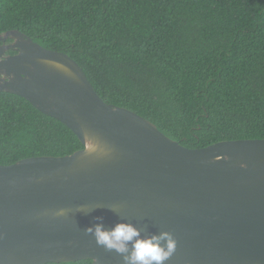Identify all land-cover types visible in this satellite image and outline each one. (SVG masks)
I'll list each match as a JSON object with an SVG mask.
<instances>
[{
  "label": "water",
  "instance_id": "1",
  "mask_svg": "<svg viewBox=\"0 0 264 264\" xmlns=\"http://www.w3.org/2000/svg\"><path fill=\"white\" fill-rule=\"evenodd\" d=\"M0 42V92L24 97L83 145L0 164V264H123L86 231L122 221L141 236L172 234L164 264H264V139L187 148L105 102L66 53L17 29ZM6 49L17 53L2 57Z\"/></svg>",
  "mask_w": 264,
  "mask_h": 264
},
{
  "label": "trees",
  "instance_id": "2",
  "mask_svg": "<svg viewBox=\"0 0 264 264\" xmlns=\"http://www.w3.org/2000/svg\"><path fill=\"white\" fill-rule=\"evenodd\" d=\"M11 29L66 53L105 102L187 148L264 139V0H0V33ZM82 147L61 121L0 92V164Z\"/></svg>",
  "mask_w": 264,
  "mask_h": 264
},
{
  "label": "clouds",
  "instance_id": "3",
  "mask_svg": "<svg viewBox=\"0 0 264 264\" xmlns=\"http://www.w3.org/2000/svg\"><path fill=\"white\" fill-rule=\"evenodd\" d=\"M86 231L95 237L98 245L120 254L123 264H164L176 247V241L170 232L161 231L141 236L139 228L123 221L116 223L111 229L97 223L88 226Z\"/></svg>",
  "mask_w": 264,
  "mask_h": 264
},
{
  "label": "flooded vegetation",
  "instance_id": "4",
  "mask_svg": "<svg viewBox=\"0 0 264 264\" xmlns=\"http://www.w3.org/2000/svg\"><path fill=\"white\" fill-rule=\"evenodd\" d=\"M10 42H11V40H8V39L5 41L6 44L10 43ZM0 44H2V43L0 42ZM16 53H17V50H15V49H6L2 57H5L7 55H13Z\"/></svg>",
  "mask_w": 264,
  "mask_h": 264
}]
</instances>
